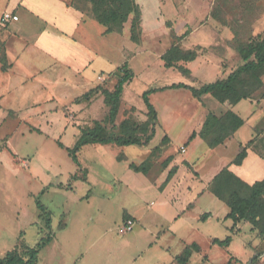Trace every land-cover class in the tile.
<instances>
[{
    "label": "rangeland",
    "instance_id": "374dc122",
    "mask_svg": "<svg viewBox=\"0 0 264 264\" xmlns=\"http://www.w3.org/2000/svg\"><path fill=\"white\" fill-rule=\"evenodd\" d=\"M3 2L0 0V12ZM138 2L148 13L141 43L131 41L126 33L115 39L108 36L104 42L111 48L108 56L114 65L126 61L133 71L131 80L124 84L117 125L123 119L136 124L146 120L141 95L148 88L177 82L199 87L214 80L213 69L195 61L190 65L177 63L189 68L187 76L176 67H165L158 44L166 41L183 50H196V37L203 35L202 52L208 53L226 29L232 34L236 29L243 38H256L264 30V0ZM78 5L83 11L90 6L86 0H79ZM171 34L182 37L173 39ZM21 58L25 70L15 67L14 75L0 71V257L11 250L23 253L27 246L51 236L39 250L36 264H175V255L191 243L198 244L199 251L193 253L188 264H228V260L230 264H264V239L247 223L230 232L231 220L224 219L228 207L220 200L201 198L192 209L169 221L167 215H176L175 206H147L118 181L129 162L140 164L145 159L151 167L149 176L156 181L160 178L157 175L165 173L161 171L162 161L168 156L175 159L173 164H183V158H187L196 168L205 163L209 168L212 159L204 141L188 140V136L198 131L204 106L214 109L212 102L219 104L213 97L201 101L185 88L151 93L157 120L154 136L145 146L86 144L76 153L75 163L66 148L73 147L81 128L92 126L106 113L102 94L97 90L82 99L80 95L88 87L70 83L76 80L72 67L60 64L52 66L51 72L38 63L52 61L36 53H25ZM235 61L241 63V59H228L229 63ZM38 69L42 78L53 74L69 82L52 90L56 104L32 105L47 95V91L30 88L37 86L32 75ZM116 79L115 70L100 74L89 86L112 90ZM20 80H26L22 87ZM165 135L170 141H162ZM187 141V152L181 153L180 146ZM83 175H87L85 180ZM38 203L50 212V226L45 224ZM123 209L140 217L132 230L121 234L118 229L126 221L134 222L127 214L122 218ZM204 211H210L213 217L199 220ZM227 235L232 237L227 247L211 241Z\"/></svg>",
    "mask_w": 264,
    "mask_h": 264
},
{
    "label": "crops",
    "instance_id": "0c3cea01",
    "mask_svg": "<svg viewBox=\"0 0 264 264\" xmlns=\"http://www.w3.org/2000/svg\"><path fill=\"white\" fill-rule=\"evenodd\" d=\"M136 3L141 9V31L143 32L145 19L148 13L138 0H136ZM1 7L0 20L3 16L7 15L5 21H0V39L4 41L6 59L9 64L6 70H1L0 68V71L4 74L14 75L15 67H20L21 70H25L26 65L22 62V54L27 53L32 55V53H36L47 61H52L51 63H43V65L38 63L43 69L49 68L48 71H51L52 66L55 68V66H60V64L69 68L72 67L74 69L73 75L76 76V80L73 78L70 83L83 84L85 87H88L87 90H89L96 82V78H99L100 74H110L122 64L117 66L114 65L115 63H113L112 59L110 60L108 56V50L110 51L111 48H106L104 42L108 36L114 39L117 35H125L124 33L130 36V18L123 24L120 32L113 31L105 33V26L98 23L91 16L89 11L82 12L73 8L71 6V0H4ZM191 9H194L196 12L198 8L192 7ZM190 16L193 17L192 14ZM214 19L215 18H212V21L218 25L219 22ZM199 28L200 26L196 29ZM184 34L186 35V32L182 35ZM196 39L195 47L198 48L196 49L197 55L195 59L189 61L188 64L190 65L191 62L195 61L201 66L208 65L215 72L214 80L225 77L242 63V60L241 63L238 61L234 63L228 62L229 58L240 59L233 46V34L228 29H226L224 36L221 35L216 39V47L211 48V51L208 53H206L207 51L202 52L205 46V42L203 41L205 40L204 36L200 35L196 37ZM170 45L171 44L166 41L162 44H158L157 48L160 49L158 52L159 56H161ZM158 49L156 50L158 51ZM40 73L41 70H39L37 74L32 75V77H35L33 79L34 85L37 86L30 88L41 92L47 91V95L37 99L32 105H41L43 102H51L50 105L56 104L53 98L55 97V93L52 92V90L59 86H65L68 81H65V78H56V75L53 74H49V76L42 78L39 75ZM31 79L32 78H30V80ZM21 81L22 80H20L19 85L22 87L26 84H24L26 80ZM262 81L263 85L261 88L254 91L250 97L242 99L232 106V111L243 121L242 125L234 131L232 136L226 138L221 144L213 148H209L204 142L208 149L206 151L211 154L212 159L209 163V168H206V163L203 164L201 168H196L193 162L187 158H183V164H173L175 159L172 158L170 161L171 163L169 162L166 167L162 165L163 168L161 171L163 172L165 170V173H162V176L161 173H158L159 175L157 176H160L158 181L149 176L151 171L150 165L146 175L141 172L133 171L127 165L128 169L126 168L118 181L135 197H138L143 203H146L147 206L156 207V205L165 206L170 204L175 206L176 215L174 214L172 217L171 215H167L168 220L172 221L179 218L184 212L192 209L201 198L210 201H215L214 199L219 200L208 190V185L212 178L223 167H227L233 174L248 184L263 179L264 75L262 76ZM90 84L92 86H89ZM210 96V94H203L200 96L199 100L203 101ZM212 106L214 109L204 106V117L201 120L200 127L207 112L220 116L226 110V107L221 103L214 104V102H212ZM165 136L168 141H170V138L167 135ZM197 138L200 137L195 136L191 140H196ZM188 145L189 143L187 141L184 146H180V148H184V151L181 153L187 152ZM241 148H245V156L240 164H234L232 160ZM172 166H176V172L163 189L159 190L158 187L162 184L168 170ZM202 171H204V174H201ZM124 214L133 218L134 222L131 221L133 229V227L139 223L138 217H140V215H135L134 213L128 212L126 209H123L122 218ZM225 215L224 219H227ZM164 217L165 216H163V218ZM212 217L210 211H204L198 219L207 220ZM244 223L245 222L237 223L234 232L240 229ZM231 226L232 221L228 227L230 228ZM120 228L118 229V233H125L120 232ZM159 232L160 230L157 231V233ZM170 264H173V262Z\"/></svg>",
    "mask_w": 264,
    "mask_h": 264
},
{
    "label": "trees",
    "instance_id": "16d2710c",
    "mask_svg": "<svg viewBox=\"0 0 264 264\" xmlns=\"http://www.w3.org/2000/svg\"><path fill=\"white\" fill-rule=\"evenodd\" d=\"M86 1L90 4L87 11L98 23L105 26V33L120 32L123 24L130 18V40L136 43L140 41L141 9L135 0ZM78 2L79 0H71V6L83 12ZM213 13H215L214 9L212 10ZM232 32L233 42L242 63L225 77L217 78L199 87L177 82L146 89L141 95L146 107V120L143 123L136 124L128 119L121 120L118 125L115 123L124 84L133 77V71L128 67L126 61L116 69L117 79L112 90L97 85L81 94L80 98L86 99L98 90L103 96L106 113L101 119H95L92 126L80 129V135L73 147L66 148L70 158L78 163L76 153L82 146L92 143L145 146L154 136L157 120V111L150 102L149 95L165 89L185 88L197 99L203 94H210L226 107L220 116L207 112L200 129L197 132L192 131L188 140L199 136L209 148H213L232 136L234 131L243 123L242 119L232 111V106L240 100L250 97L254 91L263 85L264 30L256 38H243L236 29H233ZM171 36L173 39L182 37L174 34ZM196 55V50H183L176 43H171L160 58L165 67H176L183 75L187 76L189 69L177 63L192 61ZM8 67L4 41L0 40V68L6 70ZM114 128H117L118 132H113L112 129ZM165 139H167L166 136L162 138V141ZM58 144L63 147L61 143ZM245 153V148H241L232 162L240 164ZM171 160L172 157L168 156L162 161V165L166 167ZM149 165L147 160L140 164L128 163L130 169L144 175L147 174ZM176 169V166H172L168 170L164 181L158 187L159 190H162L168 183ZM73 177L77 179L75 176ZM82 179H86L85 175L82 176ZM208 190L228 207L225 218L232 221V226L229 228L230 232H234L237 223L245 222L250 225V229L256 231L257 235L264 239V178L248 184L227 167H223L210 181ZM38 208L45 214V224L50 226V212L39 203ZM50 238L51 236H48L34 246H27L23 253L16 250L7 251L0 257V264H36L39 250L50 241ZM231 240L232 237L227 235L223 239L213 238L212 243L227 247ZM198 251L199 246L196 243L185 246L175 256L176 264H188L191 254ZM228 264H230V260H228Z\"/></svg>",
    "mask_w": 264,
    "mask_h": 264
},
{
    "label": "built area",
    "instance_id": "2783aa9c",
    "mask_svg": "<svg viewBox=\"0 0 264 264\" xmlns=\"http://www.w3.org/2000/svg\"><path fill=\"white\" fill-rule=\"evenodd\" d=\"M6 18H7V15L3 16V18H1V19H2L1 21H2V22L5 21ZM181 151L183 152V151H184V148H181ZM132 226H133L132 222L128 220V221H126L125 224L120 228L119 231H120V232L130 231V230L132 229Z\"/></svg>",
    "mask_w": 264,
    "mask_h": 264
}]
</instances>
